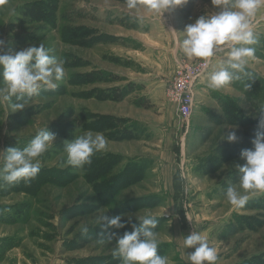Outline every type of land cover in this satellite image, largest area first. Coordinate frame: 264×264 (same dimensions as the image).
Listing matches in <instances>:
<instances>
[{
  "label": "rangeland",
  "instance_id": "1",
  "mask_svg": "<svg viewBox=\"0 0 264 264\" xmlns=\"http://www.w3.org/2000/svg\"><path fill=\"white\" fill-rule=\"evenodd\" d=\"M218 10L189 0L161 21L125 0H0L3 52L43 43L65 72L23 110L0 99V166L8 148L25 147L41 129L56 135L34 179L0 180V209H10L0 213V264H121L116 240L145 214L158 218V252L169 264H190L195 249L183 239L194 231L216 248V264H264V192L244 207L226 199L246 163L242 150L264 130V5L252 21L259 43L250 75L213 90L207 76L221 57L190 60L181 43L187 25ZM187 66L206 71L185 118L170 88ZM232 130L236 142L220 140ZM88 131L102 134L106 148L81 168L67 165L64 142ZM121 213L131 220L125 228L96 223Z\"/></svg>",
  "mask_w": 264,
  "mask_h": 264
},
{
  "label": "clouds",
  "instance_id": "2",
  "mask_svg": "<svg viewBox=\"0 0 264 264\" xmlns=\"http://www.w3.org/2000/svg\"><path fill=\"white\" fill-rule=\"evenodd\" d=\"M129 10L137 13L141 9L147 13L162 17L178 7L189 3V0H125ZM219 9L213 14L200 16L186 26L181 43L183 54L190 60L210 61L221 57L218 65H214L207 76V86L220 90L242 77L249 76L247 66L254 59L259 36L253 28V18L264 0H211ZM142 20V17H138ZM5 42L0 39V99L10 102L12 112L23 110L29 100L38 96L41 90H55L57 82L65 76L64 61L53 54V49L44 44L33 45L19 51L3 52ZM260 111L264 113V108ZM259 127L264 129V117ZM56 140V135L48 128L41 129L23 148L10 147L4 152L0 166V180L8 185L18 182H30L40 172V157L46 153ZM221 141L236 142V131H228L221 135ZM254 148L241 152L244 165H237L239 173L238 186L227 188L226 199L235 207H244L249 194L264 192V130L258 131L253 141ZM106 148V140L102 134L86 132L64 142L67 153L66 164L81 168L91 163L96 152ZM242 190V191H241ZM10 209H0V213ZM124 213L109 217L101 214L96 223L106 228L122 229ZM158 218L152 214L139 216V223H133L131 232L118 237L113 248L114 257L121 264H169V258L158 252L160 241ZM81 233L87 235L89 226L83 224ZM104 242L103 239L100 240ZM183 245L195 251L187 254L190 264H216L217 250L210 246L208 238L201 232L194 231L184 236Z\"/></svg>",
  "mask_w": 264,
  "mask_h": 264
},
{
  "label": "built area",
  "instance_id": "3",
  "mask_svg": "<svg viewBox=\"0 0 264 264\" xmlns=\"http://www.w3.org/2000/svg\"><path fill=\"white\" fill-rule=\"evenodd\" d=\"M206 67L187 66L174 78L170 88V98L178 103L179 113L188 118L193 111L195 84L204 75Z\"/></svg>",
  "mask_w": 264,
  "mask_h": 264
},
{
  "label": "trees",
  "instance_id": "4",
  "mask_svg": "<svg viewBox=\"0 0 264 264\" xmlns=\"http://www.w3.org/2000/svg\"><path fill=\"white\" fill-rule=\"evenodd\" d=\"M115 96H116V98H121L122 95H121V93H115ZM127 132L130 133V134L132 135V131H131V130H129V131L126 130V131H125V134H127ZM130 134H129V135H130ZM124 136H126V135H124Z\"/></svg>",
  "mask_w": 264,
  "mask_h": 264
}]
</instances>
